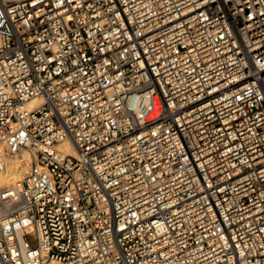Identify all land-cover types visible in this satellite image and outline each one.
I'll use <instances>...</instances> for the list:
<instances>
[{
  "label": "built area",
  "instance_id": "obj_1",
  "mask_svg": "<svg viewBox=\"0 0 264 264\" xmlns=\"http://www.w3.org/2000/svg\"><path fill=\"white\" fill-rule=\"evenodd\" d=\"M22 149L0 264H264V0H0Z\"/></svg>",
  "mask_w": 264,
  "mask_h": 264
},
{
  "label": "bare ground",
  "instance_id": "obj_2",
  "mask_svg": "<svg viewBox=\"0 0 264 264\" xmlns=\"http://www.w3.org/2000/svg\"><path fill=\"white\" fill-rule=\"evenodd\" d=\"M38 100L28 102V107H32L33 103L38 102ZM56 149L65 154L75 155V149L68 141L59 143L56 145ZM31 159L32 153L29 149H22L19 154L5 155L0 169V189L21 178L28 170Z\"/></svg>",
  "mask_w": 264,
  "mask_h": 264
}]
</instances>
